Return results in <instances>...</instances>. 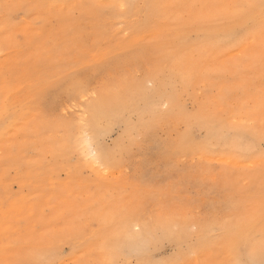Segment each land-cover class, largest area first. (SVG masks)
Wrapping results in <instances>:
<instances>
[{
	"label": "rangeland",
	"instance_id": "obj_1",
	"mask_svg": "<svg viewBox=\"0 0 264 264\" xmlns=\"http://www.w3.org/2000/svg\"><path fill=\"white\" fill-rule=\"evenodd\" d=\"M166 1L169 5L195 2ZM90 2L0 0V105H11L15 114L0 131V163L21 160L23 156L37 160L33 147L48 137L46 125L59 120H77L100 88L140 79L150 73V64L168 70L174 58L184 56L187 61L191 58L190 49L186 50L182 44L194 39L195 24L189 23L187 17L183 23L175 22L182 9L170 10L167 16H157L151 26H145L139 9L121 19L112 13L101 16L80 7ZM227 2L229 0H225ZM227 64L228 61L212 67ZM43 66L50 71L39 72ZM259 72L257 86L264 89V75ZM86 78L94 81L90 90L69 98L67 89L72 83ZM172 80L181 90L177 76ZM210 84L209 91L205 86ZM223 85L212 79L197 84L191 90L194 105L233 108L231 98L219 95ZM188 106L192 107L189 101ZM161 109L164 111L166 106ZM182 129L180 117L168 115L146 134L139 130L123 131L121 126H115L106 135L109 147H116L115 143L122 139L118 151L121 156L113 158L105 168L99 162L93 163L92 167L100 171L110 185L96 206L82 204L81 212L76 210L81 220L78 218L69 225H79L77 229L83 243L73 250L62 245L58 252L63 264H102L98 259L101 240L93 238L85 242L90 222L101 213L108 214L117 226L122 216L128 214L126 230L131 236L142 230V234L154 239L158 235L155 229L163 224L169 225L172 232H180L178 246L163 238L155 250L150 249L160 264H171L178 257L190 264H221L224 258H231L222 241L228 234L227 228L232 225L239 228V221L228 209L237 202L258 197L259 175L246 166L244 158L183 149L178 144ZM65 178L64 173L57 177L59 181ZM41 189L28 188L16 181L9 184L11 196H27L24 198L32 201L38 200ZM59 206L50 192L47 205L41 211L47 218L45 226L49 224L45 234L53 232ZM30 212L28 208L26 215ZM40 222L38 215L35 223ZM21 224L16 222V228ZM199 231L204 241L210 239L212 243L205 241L202 245L201 241V247L193 250L200 242L195 235ZM5 246L7 242L0 240V264H25L18 256L14 258L15 253L9 246L5 250ZM207 247L221 248L222 252L211 258L212 251ZM10 255H13L11 260ZM118 261L136 264L131 255Z\"/></svg>",
	"mask_w": 264,
	"mask_h": 264
},
{
	"label": "bare ground",
	"instance_id": "obj_2",
	"mask_svg": "<svg viewBox=\"0 0 264 264\" xmlns=\"http://www.w3.org/2000/svg\"><path fill=\"white\" fill-rule=\"evenodd\" d=\"M155 1L158 3V0H139L142 4ZM193 1L225 3V0ZM124 2L136 1L124 0ZM159 2L166 4L167 1L159 0ZM132 12L135 14L136 9ZM194 27V39L182 45L186 50L190 49L192 55L189 61H195L196 71L191 75L177 76L181 90L172 80L167 90L146 94L144 81L151 73L135 81L127 80L123 84L104 86L86 104L84 114H81L77 120H59L46 125L48 137L43 142L39 140L33 147L37 160L26 159L23 156L21 160L0 163V240L7 242L5 250L9 246L15 253L14 258L18 256L28 264L38 256L47 255L53 250L60 251L62 245H68L73 250L83 243L80 240L81 233L77 229L79 225L69 224L80 218L76 210L78 209L80 213L82 204L96 206L97 201L103 198L107 192L105 190L109 188L110 181L92 165L99 162L105 168L113 158L121 156L118 151L122 139L115 143L116 147H109L105 141L106 135L115 126H121L123 131L139 130L146 134L164 116L177 115L183 124L182 132L178 135V144L183 149L206 154L211 152L229 155L238 159L245 157L246 153L242 150L244 142L229 133L227 125L233 116L242 115L247 107L255 102L261 91L257 86L260 68L253 66L244 55L246 49L254 47V44L250 42L235 51L227 48L221 50L217 46L219 37L232 28L231 24L223 23L213 27L194 25ZM226 61L229 64L212 67ZM168 70L162 71L167 73ZM41 71L48 73L50 68L43 66L39 72ZM208 79H212V82L224 83L219 95L231 98L233 108L210 109L194 105L191 90ZM205 87L209 91L212 89L211 84ZM188 101L192 103V107L188 106ZM162 106H166L164 111L161 109ZM12 109L11 105H0V131L4 129L5 122L15 116ZM133 117L135 121H132ZM38 133L42 134L40 130ZM23 168L24 171L21 172ZM60 173L66 175L64 181L57 179ZM13 181L22 182L28 188H42L38 200L25 199L28 198L27 196H11L9 184ZM49 191L55 195V200L60 206L56 213L57 221L53 232L45 234L49 224L45 226L44 221L47 218L41 211L47 205ZM24 200L25 203L22 204ZM2 205H5L4 210ZM28 208L32 210L29 216L26 215ZM38 215L41 224L35 223ZM127 215L122 216L120 227L108 217V214L103 213L96 215V218L93 217V221L90 222L85 242L93 238L97 241L101 240L98 254L101 263L108 259L118 260L131 255L134 256L136 264L144 260L160 264L155 254H151L150 249L155 250L156 244L163 238L173 241L176 246L179 245L180 232L170 231L167 224L155 229L158 235L154 239L142 234V230L131 236L126 230L130 219L126 217ZM16 222H22L23 225L16 228ZM232 226L227 228L226 232L235 230L241 236L247 234V225L239 222V228ZM254 229L252 234L258 239L262 231L261 226L255 225ZM195 235L200 242L192 247L193 250L201 247H199L201 241L202 245L206 242L212 243L210 239L204 241L201 231L196 232ZM208 249L212 251L209 255L211 258L218 257L222 252L221 248ZM10 256L12 257L10 260L13 259V255ZM182 256L183 254H180V257Z\"/></svg>",
	"mask_w": 264,
	"mask_h": 264
},
{
	"label": "snow or ice",
	"instance_id": "obj_3",
	"mask_svg": "<svg viewBox=\"0 0 264 264\" xmlns=\"http://www.w3.org/2000/svg\"><path fill=\"white\" fill-rule=\"evenodd\" d=\"M5 7H14L6 5ZM80 7L96 15L113 13L119 18H126L133 10L139 9L144 16V25L151 26L153 18L165 15L170 10L182 9L175 22L183 23L185 17L189 23L201 27H213L228 23L232 28L219 37L218 47L233 51L244 47L250 42L254 47L247 48L244 55L253 66H258L264 75V0H229L227 3H144L135 4L124 0H91ZM172 67L167 73L158 67L149 65V75L144 81L146 94L167 90L176 76L191 75L196 71L195 61H187L184 56L171 61ZM94 81L91 78L78 80L67 89L69 98L86 94ZM227 131L236 139L244 142L242 150L246 153V166L259 175V195L233 204L228 211L234 212L233 217L248 226L247 234L241 236L239 232H229L222 241L227 248L229 259L221 264H264V89H261L255 102L238 116H233L227 125ZM139 209H134L138 211ZM261 226V235L257 239L253 236L255 225ZM137 231L139 229L137 228ZM195 231V230H193ZM28 264H63L59 252L53 250L47 255L38 256ZM102 264H120L115 258L108 259ZM138 264H153L144 260ZM171 264H190L189 261L177 258Z\"/></svg>",
	"mask_w": 264,
	"mask_h": 264
}]
</instances>
